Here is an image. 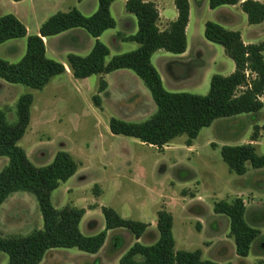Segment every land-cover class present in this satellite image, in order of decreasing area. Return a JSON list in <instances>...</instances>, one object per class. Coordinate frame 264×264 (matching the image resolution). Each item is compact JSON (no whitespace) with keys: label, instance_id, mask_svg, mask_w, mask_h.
I'll return each instance as SVG.
<instances>
[{"label":"trees","instance_id":"trees-1","mask_svg":"<svg viewBox=\"0 0 264 264\" xmlns=\"http://www.w3.org/2000/svg\"><path fill=\"white\" fill-rule=\"evenodd\" d=\"M116 1L98 0V10L91 16H85L77 9L58 12L42 24L39 35H28L27 27L15 15L1 16L0 45L10 40L27 38V48L18 63L0 58V78L10 84L42 91L52 78L66 73L62 63L47 57L44 38L80 28L97 42L85 57L74 54L68 56L67 64L74 78L80 80L122 69L131 70L144 82L157 106L155 114L141 123L112 118L109 129L113 135L135 138L158 149H163L179 137L187 136L186 144L191 146L200 132L211 127L216 120L256 114L264 108V42L245 44L239 32L228 30L215 22L205 24V38L224 48L235 63V72L227 77L214 75L206 96L174 93L164 87L152 63V56L159 50L175 55L186 52L189 0H175L178 18L165 30L159 26L160 13L155 3L128 0L126 11L137 18L138 31L125 40L136 42L139 48L107 61L110 50L99 38L116 27L111 14V6ZM239 4L250 25L264 22V3L256 0H210V9ZM107 87V82L101 78L99 94L104 93ZM93 100L97 107H101L100 96H94ZM33 102L32 94L19 98L18 121L15 124H11L6 112L0 110V157L9 160L0 172V206L14 193H31L38 201L43 218V228L27 236H0V252L9 256V264H40L48 251L57 248H76L95 255L104 247L108 231L115 229H125L137 240L142 238L149 225L123 218L113 208L102 207L105 229L95 236H86L80 229L86 214L84 208L67 205L57 209L53 205V192L76 175L79 165L66 151L58 152L52 163L44 167L35 166L29 159L19 143L30 127ZM259 130L264 131V127H256L252 141L258 140ZM221 155L229 170L239 176L247 173L248 164L254 169L264 168V155H258L252 143L224 146ZM245 211L244 201L239 197L214 204L216 214L229 217V235L235 242L237 255L242 258L249 256L252 243L261 235V231L248 225ZM173 224V215L165 209L160 210L157 221L159 240L149 246L135 243L121 257L120 264H218L204 260L200 249L177 251Z\"/></svg>","mask_w":264,"mask_h":264},{"label":"rangeland","instance_id":"rangeland-1","mask_svg":"<svg viewBox=\"0 0 264 264\" xmlns=\"http://www.w3.org/2000/svg\"><path fill=\"white\" fill-rule=\"evenodd\" d=\"M34 1L37 5L35 11L33 6L28 4H22L21 11L28 26H26L27 29L29 28L32 35H37L39 25L47 21V18L54 13L51 4L58 0ZM256 1L264 3V0ZM65 2L67 3L60 9L65 11L76 3V6L86 14L92 13L93 7L98 5V0H67ZM190 2L192 7L190 45L197 51L203 49L205 58L210 59L213 50L205 45L209 44L204 35L205 22H215L228 30L240 32L246 39H252L255 43L264 42V23L250 25L241 7L226 5L217 11H212L210 0H190ZM12 4L14 3L11 0H0V15L15 11ZM172 8H174L173 5ZM115 13L116 17H119L117 12ZM105 40L109 41L108 38ZM131 44L127 43L125 46ZM15 45L18 49H22V54H20L21 51H18V54L9 52L8 49ZM212 46L222 50L220 45L213 44ZM26 48V39L9 41L0 46V58L9 62H18L26 53ZM18 55H20L19 60H16L15 57ZM190 60L196 64L201 63L204 58H201L195 51ZM168 71L169 68L165 67L162 70L163 75L166 76ZM130 72L143 83L134 72ZM97 79L98 75L91 79V91L84 88L85 84L81 81L75 83L73 79L70 81L54 79L44 91H36L24 85L7 83L0 78V109L6 112L11 124L18 121L19 98L25 94L34 95V105L31 111L33 126L31 125L19 143L31 157L32 163L37 167L48 166L58 152L66 151L71 153L79 165L76 175L68 182L62 183L53 192L52 203L57 209L67 205L85 208L90 204L100 203L101 207L113 208L126 219L145 223V221H151L150 219L160 209L167 210L166 199L171 197L177 249L195 251L202 247L203 241L208 239L209 235L205 233L201 235L197 222L189 215L181 214V208H177L175 203L180 202L179 198L182 195L190 197L199 192L205 204L208 205L206 219H209L211 223L214 217L210 216L215 214L213 203L220 200H232L237 197L234 194H240L245 196L247 203L249 199L253 201L245 213V220L249 226L261 231L256 242L264 243V168L254 169L248 164L247 174L236 175L223 161L222 147L209 144V139H214L219 145L223 142L227 143L229 141L227 136L234 131L241 137L250 139L258 127L254 122L253 128L248 130V124L253 123L254 117H240L236 120L240 122L238 126L232 123L235 120L233 117L216 120L211 127L204 128L200 132L193 141L191 149L185 145L187 136L179 137L171 143L176 144L177 147L168 145L165 147L167 149H158L135 138L113 135L110 132V119L117 118L116 115L119 116V112L129 108L125 105L111 106L107 102H101L102 108L97 107L93 97L97 95L102 97V93L99 94ZM166 87L168 91L174 93L184 92L200 96H206L209 93V90L205 92L201 87L190 85L178 88L169 87L166 84ZM149 94L153 100L150 92ZM150 113L151 110L145 116L134 119H145ZM144 121L146 120L134 123ZM258 121L264 123V111ZM259 132L262 133V137L259 138L261 145L256 150L258 155H264V131L259 130ZM182 145H185L184 148ZM8 163V158L0 157V172ZM135 173L137 177L131 178ZM184 176L188 177L186 180H190L187 181L188 183L183 182ZM19 196H26V198L16 199L20 198ZM253 210L260 211L258 220L252 215ZM97 211L88 220L96 222V227L89 229L87 222L86 226L83 225L81 229L86 236L97 235L105 229L106 223L102 208ZM218 216L222 222L220 232L224 237L227 233L230 234V219L226 215ZM42 228V213L33 194L18 192L0 207L1 237L27 236ZM156 233L159 235L157 229ZM114 235L116 239L112 241V244L109 243L98 258L76 248H57L46 253L43 264H99V262L104 264L107 261L115 264L113 260L119 254H125L135 244L136 239L123 229H116ZM147 243H152L148 237L142 244L148 245ZM138 260L141 261L142 258L139 257ZM9 261V256L0 252V264H9Z\"/></svg>","mask_w":264,"mask_h":264},{"label":"crops","instance_id":"crops-1","mask_svg":"<svg viewBox=\"0 0 264 264\" xmlns=\"http://www.w3.org/2000/svg\"><path fill=\"white\" fill-rule=\"evenodd\" d=\"M65 1L67 0H58L57 2H54L53 4H51L52 10H54L53 15H55L58 12H68L72 9H77L82 14L91 16L94 13H96L98 10V5L97 6L95 5L93 7L92 13L86 14V13H83V11H81L76 6V3H75L69 6L68 9L64 11L63 9H60V8L67 3ZM127 1L128 0H118L112 4L111 14L116 21V27L114 29H110L106 31L99 38V41L105 44L110 50V56L108 57V61H110L114 56L121 55V54L130 52V51H135L139 48V44H137L136 42L125 40V38L135 35L138 31L137 18L133 14H130L126 11ZM147 1H151L155 3L159 10V13H160L159 26L161 30L167 29L170 23L177 20L178 11L175 6V0L173 1L172 0H168V1L167 0H147ZM12 2L14 3L12 5L15 7V11H13L10 14L15 15L25 26H27V24L24 21L23 15H22L23 12L21 11V7H22L21 5L28 4L30 6H33V9L35 11L37 7L35 1L34 0H23L21 2H14V1ZM189 3H190V20H189V24L186 30L187 43H188L186 52L181 55H175V54L166 52L164 50H159L156 53H154V55L152 56V63L154 67L157 69L158 73L160 74L164 87L166 89H167L166 84L169 87H178V88L186 86V85L188 86L190 85V86H195V87H201L206 92L208 90L210 91V83L214 75H221L225 77L230 76L231 74L235 72L236 66L233 60L227 56L223 47H222V50H219L215 48V46H212L214 43L212 44L211 42H209V44H205L208 49H213L212 56L210 59H208V58H205L203 49L197 51L196 48L190 45L189 37H190L191 24H192V7H191L190 0H189ZM172 5L174 8H172ZM234 7H240V4ZM219 8L212 10V11H217ZM115 12H117L119 17L118 16L116 17ZM1 16H4V15L2 14L0 15V17ZM49 18L50 17H48L47 19ZM43 23L39 25V29L37 30V33H36L37 35H39L40 28ZM206 23L207 22H205V24ZM87 33L88 32L86 30L79 28V29H72V30L66 31L57 36L44 38L47 57L49 59L62 63L66 68V73L52 78L50 83L54 79H60V80L67 79L69 81L70 79H73L75 83L76 81H81V83H84L85 85L83 87L87 88V90L89 91L92 90L90 87L91 85L90 81L91 79H93L94 76L87 78V79H80V80L75 79L67 64V58L69 55L74 54V55L85 57L89 55L92 49L94 48L97 42V39L93 38L89 33H88L89 34L88 36ZM240 34L245 44H260V43H255L254 41H252V39H246V37L242 33ZM28 35H32L29 28H28ZM106 38H108L109 41L105 40ZM22 39H26L27 41V38H22ZM17 40L19 39L10 40V42L17 41ZM127 43H132V44L129 46H125L127 45ZM8 50L10 53H14V54H18V51H21L20 54H22V49H18L17 45L9 48ZM195 51L201 56V58H204V60H201V63L194 64L192 60H190ZM24 55H22L21 59L24 57ZM19 56L20 55L15 57L16 60H19ZM18 62L10 61V63H13V64L18 63ZM218 63L220 64L219 66L217 65ZM211 66H214V67H211ZM165 67L169 68V71L166 76H164L162 73V70H164ZM215 70H220V71H215ZM130 71L131 70H128V69H122V70H118V71L112 72L104 76L98 75L97 82H99V84H100L101 78H103L108 84L107 90L104 93H102L103 99L100 96L101 102L102 103L107 102L111 106H116V107L124 106V105L128 106L129 109L122 110L121 112H119L120 114L119 116L116 115L117 119L127 121V122H133V123L135 121L148 120L157 111L156 106L153 100L151 99L150 94H149L150 91L148 92L147 90L148 88L145 86L144 82L143 83L140 82V80H138V78H136ZM46 87L42 91H44ZM33 98H34V95H33ZM33 105H34V102H33ZM150 110H151V113L147 118L142 119V120L134 119L135 117L138 118V117L145 116ZM263 111H264V108L259 113H256V114H243V115L234 116L233 118H235V120L232 123L234 124V126H238L240 122H236V120L240 119V117H246V118L254 117L255 119L252 120L253 123L251 124L247 123L248 130H251L253 128L254 122H255V126L263 127L264 123H259L258 121ZM31 125L33 126L32 116H31L30 127ZM260 137H262V133H260L259 138ZM227 138L229 140L227 141V143L223 142L221 143V145H219L214 139H209V144H211L212 146L224 147V146H239V145L252 143L256 146V148L261 145L259 138L257 141L254 142L252 141V137L250 139L243 138L241 137V135H239V133H236L235 131L231 133L230 135H228ZM171 143L168 145L176 146V144H171ZM185 145L188 149H191L193 147V143L191 146H188L187 144ZM185 145H182V147L184 148ZM165 147L163 149H167ZM27 155L29 159L31 160V157L29 156L28 153ZM135 177H137V173H135L133 177L131 176V178L133 179ZM184 178H185L183 181L184 183H188L187 181H190V180H186L188 177L184 176ZM14 194H12L6 200V202L9 199H11ZM234 195L243 199L245 208L247 211L251 203H253V201H251V199L248 198L249 203H247L246 199H244L245 198L244 195H240V194H234ZM19 197L20 198H16V199L24 200L26 198V196H19ZM170 199H166L168 202L166 206H167V210L173 215V219H174L173 235H174V239L176 243V250L180 251L177 249V240L175 238V217H174V213H172L171 211L172 202ZM179 199H180V202L178 203L176 202L175 205L177 206V208L178 207L181 208V214L184 213L185 215H189L191 218H193L197 222V228L201 235L203 233L209 235L208 239L203 241V245L200 248V250L203 253L204 260H209V261H212L218 264H264V243L256 242L257 240L256 239L251 245L249 256L246 258L239 257L236 253V245H235L234 240L230 238V235L228 233L226 236L223 237L220 232V224L222 222L221 220H219L220 216L218 215H222V214H216L214 212L215 213L214 216L213 214L212 216H210V217H214V220L211 223L209 219H206V214L208 213V205L205 204V200L203 197H201L199 192H196L193 196H190V197H186V195H182ZM227 201H231V200H227ZM215 202L213 203V210H214ZM3 205H1L0 207H2ZM89 206H93V207L91 208ZM89 206H86L84 208L86 210V214L80 223V229H82L83 225L86 226L87 222L89 224L88 225L89 229L92 230L93 228L96 227V222H89L88 220L91 219L93 217V214H95V212H98L97 210L102 207L100 203H93V204H90ZM159 211H157L156 215L150 219L151 221H145V223L148 224L149 227H148L147 232L142 236V238L137 240L133 236L136 239L135 243L139 242L142 244V242H144V239L148 237V239L152 240V243H147L148 244L147 246H149V245L155 244L159 240V235L156 233ZM259 213H260L259 210L252 211V215L256 218V220H258ZM182 221H183V218H182ZM115 230L108 231L107 239H106L104 247L100 250L99 253L93 255L95 256L94 258H98L100 254L108 247L109 243L112 244V241L116 239L114 238V236L116 235V234L114 235ZM123 255L119 254L115 258V260H113L115 261L114 263L115 264H118V262L120 263V259ZM40 264H43V261ZM104 264H111V263L107 261Z\"/></svg>","mask_w":264,"mask_h":264}]
</instances>
